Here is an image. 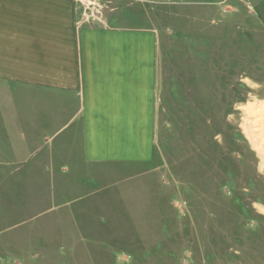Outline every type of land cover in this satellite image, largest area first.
Segmentation results:
<instances>
[{
	"label": "rangeland",
	"instance_id": "1",
	"mask_svg": "<svg viewBox=\"0 0 264 264\" xmlns=\"http://www.w3.org/2000/svg\"><path fill=\"white\" fill-rule=\"evenodd\" d=\"M104 5L155 35L146 139L107 155L78 92L0 80V264H264V0Z\"/></svg>",
	"mask_w": 264,
	"mask_h": 264
},
{
	"label": "crops",
	"instance_id": "2",
	"mask_svg": "<svg viewBox=\"0 0 264 264\" xmlns=\"http://www.w3.org/2000/svg\"><path fill=\"white\" fill-rule=\"evenodd\" d=\"M110 1L0 0V80L78 92L87 137L115 127L99 140L109 139L105 154L120 155L126 148L115 147L137 133L146 139L156 39L110 28L102 9Z\"/></svg>",
	"mask_w": 264,
	"mask_h": 264
},
{
	"label": "bare ground",
	"instance_id": "3",
	"mask_svg": "<svg viewBox=\"0 0 264 264\" xmlns=\"http://www.w3.org/2000/svg\"><path fill=\"white\" fill-rule=\"evenodd\" d=\"M245 108L248 110L245 113L247 117L242 125L248 128V137L264 166V104L258 106L248 104Z\"/></svg>",
	"mask_w": 264,
	"mask_h": 264
}]
</instances>
